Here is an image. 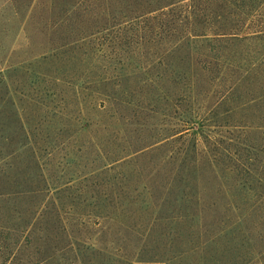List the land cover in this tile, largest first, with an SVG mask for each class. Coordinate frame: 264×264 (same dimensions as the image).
<instances>
[{
  "label": "rangeland",
  "instance_id": "374dc122",
  "mask_svg": "<svg viewBox=\"0 0 264 264\" xmlns=\"http://www.w3.org/2000/svg\"><path fill=\"white\" fill-rule=\"evenodd\" d=\"M244 1L0 0V264H264V36L213 34Z\"/></svg>",
  "mask_w": 264,
  "mask_h": 264
},
{
  "label": "trees",
  "instance_id": "16d2710c",
  "mask_svg": "<svg viewBox=\"0 0 264 264\" xmlns=\"http://www.w3.org/2000/svg\"><path fill=\"white\" fill-rule=\"evenodd\" d=\"M241 2L242 3H244V2L246 3V1H244V0H241ZM249 2L248 3H249L250 8H248V10H249L250 14H252V16H255V17L258 16V14L260 13L261 9L263 8L262 5H264V0H251ZM164 6H167V5H164ZM164 6H162L163 8H160V6H159L157 10H161V11L165 10ZM244 28H245V26L244 27L241 26V27H237V28L236 27L235 28L234 27H227L225 29H222L219 32H214L213 34L215 36H217V38H218L217 40H220V38H228V37L230 38V40H235V38L236 39L239 38V39H243L244 40V39H251V38L264 36V20H262L261 23H258L257 25H255L253 27H250V26L247 27L246 31L244 30ZM241 34H243V35H241ZM208 35L209 34L207 33V31L200 32L197 29H195L193 31L191 30L187 34V36L191 37V38L192 37H200V36H208ZM215 57H216V55H213V58H215ZM234 125L241 126L239 124H234ZM258 127L259 128H264V124L259 125ZM249 160H253L252 155L249 156ZM244 164H246L247 166L245 167V166L242 165L241 166L243 168L242 171L247 173V171L249 172V171L252 170V167H251V165L249 163H245L244 162ZM255 175L258 176L256 170H255ZM244 182L246 183V181H244ZM218 191H219V189H218ZM218 191L216 192V194L218 193ZM206 203L207 204H206V207L204 209L206 215L207 214H212L213 212L215 213V212L219 211L220 204L218 203V198L215 195H214V197L211 200L207 201ZM38 211H39V209H38ZM36 218H37V216H34L31 219L32 221L30 220V222L28 223L27 228L23 231V232L26 233L25 238L27 237V234L30 232L31 225L33 224V221ZM211 240H212V237H208V241H211ZM19 242H22V241H19ZM205 242L206 241H203V244ZM67 246L68 247H72L73 244L71 243L70 245L69 244H67L66 246L64 245V247H67ZM205 249H206V246H204V247L191 246L188 249H182V250L178 251L177 255H175L174 257H171V258H167L166 260L169 261V262H170V260H175V261H179L180 262V261H182V257L184 255H186V254H189V252H192V251H195V250H199L201 252H204ZM218 255H220V254H216V253L214 254V253H210V252L208 253V250H207V254L206 253L205 254H201V256H203V257L201 258V260L199 262H200V264H224L222 262V259ZM46 258H49V257H46ZM78 259H79V256H78ZM44 260H42V261H44Z\"/></svg>",
  "mask_w": 264,
  "mask_h": 264
}]
</instances>
